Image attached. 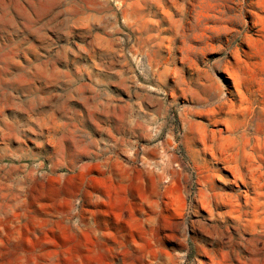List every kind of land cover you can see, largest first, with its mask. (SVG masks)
Here are the masks:
<instances>
[{
  "label": "rangeland",
  "instance_id": "rangeland-1",
  "mask_svg": "<svg viewBox=\"0 0 264 264\" xmlns=\"http://www.w3.org/2000/svg\"><path fill=\"white\" fill-rule=\"evenodd\" d=\"M0 264H264V0H0Z\"/></svg>",
  "mask_w": 264,
  "mask_h": 264
}]
</instances>
